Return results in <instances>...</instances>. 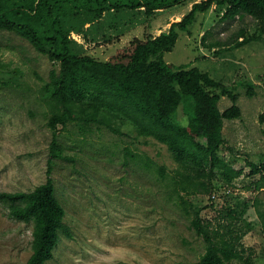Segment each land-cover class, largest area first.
<instances>
[{
    "label": "rangeland",
    "instance_id": "374dc122",
    "mask_svg": "<svg viewBox=\"0 0 264 264\" xmlns=\"http://www.w3.org/2000/svg\"><path fill=\"white\" fill-rule=\"evenodd\" d=\"M193 1L205 0L167 9L163 17L157 15L154 26L148 22L157 13L150 18L111 13L88 35V41L75 34L71 38L87 54L105 61L133 38L158 36L166 26L164 21L170 23V17L180 21ZM256 27L257 22L248 16L220 21L212 8L198 14L189 33H180L173 50L163 55L168 66L195 67L225 83L234 77L250 78L254 95L249 97L243 88L236 92L241 116L224 121V145L219 153L230 168L242 170V176L228 186L215 171L213 190L180 193L187 215L171 191L179 167L164 145L140 139L118 122L112 123L117 134L100 125L90 126L85 133L75 125L59 129L60 148L67 159L52 161L51 177L72 238L61 237L46 264H196L205 248L190 229L196 210L213 230L230 224L234 233L243 234L244 257L251 264H264V185L254 189L260 176H251L248 167L264 164V80L254 78L264 74V37L234 46L236 39L241 41L239 31L250 36ZM215 42L220 46L210 50L208 46ZM54 69L58 65L27 41L0 32V193L31 192L46 180L52 134L43 85ZM231 106L226 97L218 103L220 112ZM175 121H185L182 105ZM158 168L165 170V178L159 176ZM231 210L243 214L232 219L226 214ZM31 242L32 225L11 219L0 204V264H26Z\"/></svg>",
    "mask_w": 264,
    "mask_h": 264
},
{
    "label": "trees",
    "instance_id": "16d2710c",
    "mask_svg": "<svg viewBox=\"0 0 264 264\" xmlns=\"http://www.w3.org/2000/svg\"><path fill=\"white\" fill-rule=\"evenodd\" d=\"M190 1L0 0V32L15 34L58 65V70H52L43 85L50 109L47 127L52 134L46 180L31 192L0 193V204L7 208L8 216L32 225V254L26 264H46L52 260L60 238H72L64 222L66 212L55 196L51 177L52 161L67 159L60 148L59 129L75 125L85 133L90 126L100 125L117 134L112 123L118 122L128 126L138 138L164 145L179 167L171 180V191L181 206L180 193L213 190L211 178L215 171L221 173L223 183L228 186L242 176L243 171L230 168L219 153L224 145V121L241 116L236 92L243 88L249 97L254 95L250 78L234 77L225 83L195 67L168 66L163 55L173 50L180 33H189L198 14H206L212 8L220 21L248 16L257 22L252 35L239 31L241 41L236 39L235 47L262 39L264 0L193 1L189 12L180 21L171 23L166 32L156 37L133 38L105 61L87 54L83 46L71 38L75 34L88 41V35L111 13L133 17L143 14L150 18L161 10ZM219 46L220 43L215 42L208 48L215 50ZM254 78L263 81L264 74H256ZM222 97L232 103L224 112L218 108ZM180 105L184 123L175 121ZM248 167L251 176H260L254 187L258 191L264 185V164H248ZM158 174L165 178L163 168H158ZM201 178L207 181L200 182ZM182 211L189 215L183 206ZM194 214L190 229L205 245L196 264H230L232 261L251 264L241 249L243 234L234 233L230 224L213 230L202 222L198 210ZM226 214L233 219L243 211L231 210Z\"/></svg>",
    "mask_w": 264,
    "mask_h": 264
},
{
    "label": "crops",
    "instance_id": "0c3cea01",
    "mask_svg": "<svg viewBox=\"0 0 264 264\" xmlns=\"http://www.w3.org/2000/svg\"><path fill=\"white\" fill-rule=\"evenodd\" d=\"M168 10L167 9H165V10H161V11H159V12H157V14L155 15V19L153 18V19H151L150 20V22H148L151 26H154V24H158V16L157 15H161V17H163V15L167 12ZM160 13H162V14H160ZM169 16V15H168ZM167 16V17H168ZM166 17V18H167ZM171 19V21H170V23H173L174 22V20H172V17H170L169 18V20ZM167 20H165L164 22H165V24H166V26L163 28V31H159V34L161 33V32H166L167 30H168V28L170 27V23H168V21L166 22ZM157 36V35H156ZM155 37V36H154Z\"/></svg>",
    "mask_w": 264,
    "mask_h": 264
},
{
    "label": "built area",
    "instance_id": "2783aa9c",
    "mask_svg": "<svg viewBox=\"0 0 264 264\" xmlns=\"http://www.w3.org/2000/svg\"><path fill=\"white\" fill-rule=\"evenodd\" d=\"M214 198V197H213Z\"/></svg>",
    "mask_w": 264,
    "mask_h": 264
}]
</instances>
